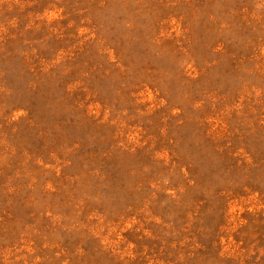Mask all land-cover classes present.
Returning a JSON list of instances; mask_svg holds the SVG:
<instances>
[{"label": "rangeland", "instance_id": "obj_1", "mask_svg": "<svg viewBox=\"0 0 264 264\" xmlns=\"http://www.w3.org/2000/svg\"><path fill=\"white\" fill-rule=\"evenodd\" d=\"M0 264H264V0H0Z\"/></svg>", "mask_w": 264, "mask_h": 264}]
</instances>
